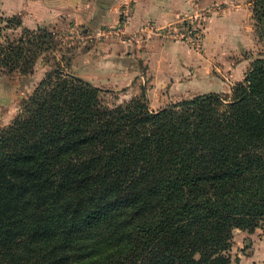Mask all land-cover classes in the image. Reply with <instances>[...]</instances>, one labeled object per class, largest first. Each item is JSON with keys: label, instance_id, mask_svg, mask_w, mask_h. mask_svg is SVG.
Here are the masks:
<instances>
[{"label": "trees", "instance_id": "trees-1", "mask_svg": "<svg viewBox=\"0 0 264 264\" xmlns=\"http://www.w3.org/2000/svg\"><path fill=\"white\" fill-rule=\"evenodd\" d=\"M39 31L0 34V71L33 72ZM103 91L57 68L0 132V264H232L235 231L264 225V57L231 98Z\"/></svg>", "mask_w": 264, "mask_h": 264}, {"label": "rangeland", "instance_id": "rangeland-1", "mask_svg": "<svg viewBox=\"0 0 264 264\" xmlns=\"http://www.w3.org/2000/svg\"><path fill=\"white\" fill-rule=\"evenodd\" d=\"M248 1L252 21L241 29L249 37H233V26L227 20L216 21L229 11L225 0H190L187 8L167 26L146 23L139 28L131 23L133 0H127L122 10H109L108 23L100 28L76 19L30 27L19 12V0H0V34L4 40L15 41L25 37L26 30L34 33L40 30V54L33 72L9 75L0 71V132L12 125L47 73L57 68L104 90L103 101L112 108L141 98L144 93L153 112L184 101L165 103L163 96H167L169 89L158 90L149 98L154 79L158 87L190 84L196 88V94L214 91L231 98L253 62L264 57V41L256 27L255 0ZM8 20L12 22L9 24ZM17 21H21L22 27H15ZM43 32L50 36L42 37ZM148 34L161 37H144ZM115 64L116 69L133 68L138 73L136 77L134 72L114 73L111 69ZM177 66L182 72L170 74ZM182 66L188 68L183 70ZM115 80L121 82L119 87L113 83ZM236 238L242 247L240 253L246 255L253 244H264V225L254 233L236 231ZM230 251L232 264H241Z\"/></svg>", "mask_w": 264, "mask_h": 264}, {"label": "crops", "instance_id": "crops-1", "mask_svg": "<svg viewBox=\"0 0 264 264\" xmlns=\"http://www.w3.org/2000/svg\"><path fill=\"white\" fill-rule=\"evenodd\" d=\"M126 1L127 0H19L18 8L20 14L25 19V24L30 27L41 24L49 25L60 22V20L74 21L76 19L86 22L90 27L100 28L106 26L108 23V11L122 10ZM189 1L190 0H133L131 23L137 25L138 28L146 23H153L156 26L165 27L174 21L176 17H179V15L187 8ZM225 2H227L229 6V11L216 19V21L223 22L224 20H227L233 26V37H249L248 34H243V29L241 28L247 21H252L251 14L253 13L251 12L250 2H247V0H225ZM10 6L13 5L10 3ZM144 37L161 36H159V34H148ZM138 46L139 48L141 47V45ZM164 53H166V50H164ZM114 56H118L117 53H114ZM141 56H143V54H141ZM149 58H151V55H149ZM176 61L179 62V59ZM148 62L154 73L152 61L149 60ZM187 68V66H182L183 70H186ZM173 69L169 72L170 74L182 72L181 69H179V66L173 67ZM111 71L118 74L134 72L135 77L138 73V71L133 68L125 69L118 67L116 69V64L113 65ZM113 83H115V86L118 85L117 87H119L121 82L115 80ZM172 83L174 82L172 81ZM156 84L157 83L154 79V82H152L149 89L148 96L149 98H152L153 94L158 92V90L159 92L169 91L167 96H163L165 103L191 99L199 95L208 94V92L196 94V88L192 87L190 84L183 85L182 87H179V85L176 84H173L170 87L167 85L158 87ZM212 93L216 92L212 91ZM240 250H242V247L239 239L236 238L230 252L231 255H234L235 258H237L238 262L241 264H256L264 262V244H253L251 248L246 251V255L243 252L240 253Z\"/></svg>", "mask_w": 264, "mask_h": 264}]
</instances>
